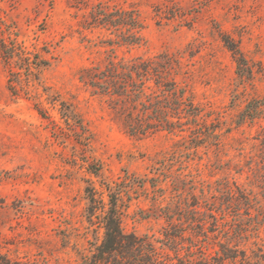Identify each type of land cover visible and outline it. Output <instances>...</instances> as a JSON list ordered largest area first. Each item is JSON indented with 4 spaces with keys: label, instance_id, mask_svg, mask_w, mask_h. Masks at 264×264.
<instances>
[{
    "label": "rangeland",
    "instance_id": "rangeland-1",
    "mask_svg": "<svg viewBox=\"0 0 264 264\" xmlns=\"http://www.w3.org/2000/svg\"><path fill=\"white\" fill-rule=\"evenodd\" d=\"M0 20L8 41L48 62L50 88L23 72L13 94L0 55V264L87 263L103 235L85 215V179L104 191L91 166L130 190L124 232L174 264L188 253L264 264V106L241 121L264 98V0H0ZM224 39L251 75L239 76ZM162 58L164 74L145 81L134 106L152 129L133 135L121 60ZM190 103L199 116L188 120ZM175 113L181 123L163 129ZM221 244L236 258H224Z\"/></svg>",
    "mask_w": 264,
    "mask_h": 264
},
{
    "label": "trees",
    "instance_id": "trees-1",
    "mask_svg": "<svg viewBox=\"0 0 264 264\" xmlns=\"http://www.w3.org/2000/svg\"><path fill=\"white\" fill-rule=\"evenodd\" d=\"M1 20H0V55L3 60L4 65L8 70V88L15 94V85L16 82L14 79L21 77L23 72H28L31 78H33L43 89L45 93L48 94L50 88L44 86L42 80V71L48 66V62L42 59L39 55H25L24 51L18 46L17 43L13 41H8L4 36L3 31L1 30ZM225 46L232 53L233 58L236 62L238 68V74L240 77L251 75L252 72L250 69H246L244 65L246 61L241 51L231 43V41L224 39ZM162 62H161V61ZM164 58L158 59L155 62L143 61L141 59L133 60L130 63L121 60V99L129 102L131 112L127 116V121L130 125V132L133 135H136L140 131L151 130L152 127H148L142 123V120L137 118L135 114V107L137 103L140 102L142 98V93L144 92V83L154 77L159 78L161 74H164V66L162 64ZM18 67L20 72L14 71ZM21 81L22 79H18ZM155 83L158 86L160 83L155 79ZM139 85H142L140 87ZM161 86V85H160ZM168 88L172 95H177V89L174 85H170ZM119 95V94H118ZM179 99L189 102L188 98L184 96H178ZM59 98V97H58ZM60 102L61 110L63 116L67 120L78 121V115L64 101L60 99H55ZM255 103V104H254ZM257 103V104H256ZM264 98L260 101L249 103L245 112L241 115V121H254L256 120L260 113L263 111ZM188 120L191 118L196 119L199 115L197 114V109L193 108V104L190 103ZM178 109L174 108V111ZM173 118H177L178 121H165L161 119V122H165L163 129H166L170 132L173 126L181 123L182 118L178 117L175 113ZM89 174L94 176L97 181H99L101 187L104 189L103 192L97 191L94 182L91 179H85V200L87 202V207L85 210L86 218L88 219L91 225H94V218L99 220L100 226L103 230L102 239L100 242H93L91 255L86 257V264H107L110 262H116L119 264L117 257H121V264H174L170 257L162 255L154 244L147 238H140L134 234H126L122 227V218H123V197L124 194L130 192L124 183H108L102 174L101 167H90ZM157 185H152V188H156ZM163 195L161 196L162 201L165 200V189H160ZM231 194V190H229ZM204 194V193H203ZM164 210H168V207H164ZM212 214V213H211ZM165 216L172 218L174 214L169 215L165 213ZM214 219V223L211 226H214L215 229L209 228L214 232L218 229V221L215 215H210ZM204 220V219H203ZM200 222L201 226H205L203 221ZM202 222V223H201ZM206 222V221H205ZM208 232V230H207ZM207 232H205L207 234ZM230 240V239H228ZM221 253L223 257L228 259L236 258L229 249L228 244H221ZM196 247V245H195ZM194 253H188L183 258L177 255V264H213L212 261H217L216 257H206L203 253L201 259H193ZM218 254V253H217ZM222 258V257H221Z\"/></svg>",
    "mask_w": 264,
    "mask_h": 264
}]
</instances>
